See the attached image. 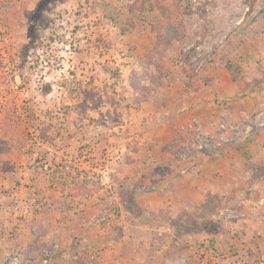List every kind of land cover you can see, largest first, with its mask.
I'll return each mask as SVG.
<instances>
[{"label":"rangeland","instance_id":"374dc122","mask_svg":"<svg viewBox=\"0 0 264 264\" xmlns=\"http://www.w3.org/2000/svg\"><path fill=\"white\" fill-rule=\"evenodd\" d=\"M263 9L264 0H0V264H264V185L250 190L246 172L224 191L217 181L215 193L200 188L175 215L165 204L163 231L129 227L150 209L122 197L141 148L163 144L178 163L193 143L207 140V158L264 130V34L241 35ZM192 102L214 110L208 133L192 119L171 124ZM179 136L188 143L175 154ZM152 158L148 187L157 171L173 173ZM145 185L137 191L155 189Z\"/></svg>","mask_w":264,"mask_h":264},{"label":"crops","instance_id":"0c3cea01","mask_svg":"<svg viewBox=\"0 0 264 264\" xmlns=\"http://www.w3.org/2000/svg\"><path fill=\"white\" fill-rule=\"evenodd\" d=\"M213 84L218 85L219 83L218 81H215ZM198 104L200 103L196 102L195 108L194 102H192V106L190 108H188V106H185L186 108H188V116L185 117V113L180 110L183 105L178 104L179 110L174 113L175 121L171 122V124H173V126H177L180 129L182 125L185 124L184 122L192 119L193 121H195L200 132L208 133L211 130V113L214 110L208 107V105L204 104H200L201 107L198 108ZM213 113L215 114V112ZM186 117L188 118L186 119ZM156 120L160 125H165V123L168 124L167 120L164 118H162L160 122L158 121V118H156ZM164 127L165 126H163V128ZM263 131L260 134H253V139L251 141L240 142L237 146H235V148H230L228 151L226 150L225 146H221L222 149L220 148V150L217 151L216 156H209V154L207 158L205 157L203 151H197L196 148L192 149V151L191 149H188L189 154L184 159H178L177 156L175 157V154L179 153L181 148L186 149L184 146H186L185 144L188 143V136H179L178 143H172L175 148V154L173 153V158L175 157L178 163L172 160H168L169 158L167 154L163 152V144H161L160 146L157 145L154 147L152 146L148 148H141L140 152L142 153L141 155L143 157L140 159L141 161H139L143 164V167L139 168V172L133 174L130 180H128V183L126 182L124 184L123 188L125 189V192L122 193V197L127 198V196L132 195L133 199H140V204L142 206H145V208L148 206V208L150 209L148 212L146 211V214L150 218L148 221L141 222L139 225H136L135 220L133 219L134 222H132V220L131 222L128 221L127 225H129V227L140 226L141 229L146 231H155L157 228H160L162 231L163 229H168L169 227L166 228L163 226V224L165 225V223L161 222L162 218L158 216L160 209L165 208V204H169L170 202L174 204L173 208L175 215L177 214L179 207L180 209H183L185 204L187 205V207H190V204H195V200L202 197L199 193L201 192L200 188L206 189L205 187H207V189L204 191L215 193L212 188L215 189L213 183L217 181L218 184L220 183L218 189L224 191L223 184L233 174L236 176H242L243 174L241 173L246 172L242 177L246 181L248 180L247 186L250 188V190H256L261 185H264ZM163 133L161 134V136L160 134H157L158 136H155V138L164 140ZM146 134V138L148 139V135L150 134L149 132H147ZM183 141L184 143H181ZM160 143L161 142H159V144ZM151 157H153L152 159H154V163L156 162L155 168H158L157 164H160V162H163L165 164L159 165V168L162 166L167 168L168 166H170V163H173V166H171V168L168 167L169 171L173 173L169 175L162 174L160 171H157L153 178L155 185H152V183L149 184V187L151 186L155 189H153L151 192L140 193V191L138 192L136 188L137 183H141L142 187L147 184L145 185V188H149V181L142 180V176L144 178V174H146L145 169L147 168V166L152 165L151 161L149 160L151 159ZM185 170L188 171L184 173ZM181 173L184 174L181 175ZM250 198H252V196H250ZM251 200L252 199H248V202H251ZM187 203H189V205ZM163 211L166 212V209H164ZM168 213L171 215V217L174 216L172 211ZM136 215L138 216L139 214ZM131 216L133 217V215ZM145 219H147V217H145ZM160 219L161 221H159ZM159 244L161 243L158 242L155 245ZM167 259L171 260V258H163V255L161 254L160 262H163V260L165 261Z\"/></svg>","mask_w":264,"mask_h":264},{"label":"trees","instance_id":"16d2710c","mask_svg":"<svg viewBox=\"0 0 264 264\" xmlns=\"http://www.w3.org/2000/svg\"><path fill=\"white\" fill-rule=\"evenodd\" d=\"M252 19L253 20L251 21V23L248 24V26L245 25V27H246L245 30L243 29L241 31V33H242L241 35H243L244 37L246 35V31L247 30H252V32H254V34H259V35L264 34V9L261 10V12L259 11L257 14H255L252 17ZM253 27L255 28L254 30H253ZM238 41L241 42V40H238ZM225 67L230 71V74H231V76L234 79H238L239 78L238 77V73H240V71H241V67L240 66H238L235 63H231V62L227 61L225 63ZM47 89H49V87ZM134 90L136 92H139V91H137V89L135 87H134ZM140 100H141V98H140ZM46 132H47L46 128L40 129L39 138L43 137L42 135L45 134ZM47 139H48V141H52L51 137H49ZM2 150H3V147H0V151H2ZM4 163H6V162L4 160L0 159V166H3ZM178 249H180V248H178ZM11 250L13 251L12 248H11ZM11 250L9 249L10 252H12ZM176 252H177L176 250L175 251L174 250H169L167 252H164L163 258H172V257L175 256Z\"/></svg>","mask_w":264,"mask_h":264},{"label":"built area","instance_id":"2783aa9c","mask_svg":"<svg viewBox=\"0 0 264 264\" xmlns=\"http://www.w3.org/2000/svg\"><path fill=\"white\" fill-rule=\"evenodd\" d=\"M225 127H226L225 123H223V122L218 123V129L225 130ZM223 133L224 132H222V134ZM207 138L209 139V136ZM204 141H207V140L204 139L203 141L193 143L192 146L195 147L196 149H198L199 151H203L205 149V145H206V143Z\"/></svg>","mask_w":264,"mask_h":264}]
</instances>
